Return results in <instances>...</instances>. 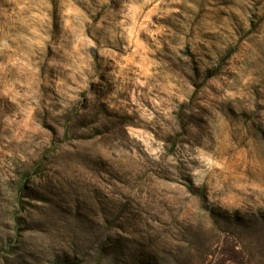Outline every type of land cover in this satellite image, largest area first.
Masks as SVG:
<instances>
[{
  "label": "clouds",
  "instance_id": "obj_1",
  "mask_svg": "<svg viewBox=\"0 0 264 264\" xmlns=\"http://www.w3.org/2000/svg\"><path fill=\"white\" fill-rule=\"evenodd\" d=\"M0 264H264V0H0Z\"/></svg>",
  "mask_w": 264,
  "mask_h": 264
}]
</instances>
